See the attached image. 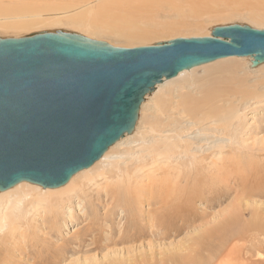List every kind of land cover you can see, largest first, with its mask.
<instances>
[{"label":"bare ground","instance_id":"6f19581e","mask_svg":"<svg viewBox=\"0 0 264 264\" xmlns=\"http://www.w3.org/2000/svg\"><path fill=\"white\" fill-rule=\"evenodd\" d=\"M137 1L141 2V5L144 4L146 14L141 11V15L139 7L134 9L135 15L126 13L117 16L102 13L96 7L102 9L109 0H77V6L54 8L58 11H54L57 14L55 18L49 17L53 15L50 12L52 15L43 22L47 23L49 20L52 25L62 24L61 19L64 17L61 15L82 8L74 16H65L70 28L75 27L80 29L78 31H84L98 39L99 36H110L120 42H136L148 41L156 32L188 29L186 21L189 17L198 19L208 14L207 21L217 23L236 18L235 15H226V10L224 17V13L220 14L223 11L219 9V5H225L227 0L225 3H219V0H185L184 3L189 6L185 5L183 8L188 10H182V3H179L181 0H116V4H134ZM138 4L135 6H139ZM217 8L222 17H210L209 14L218 13ZM222 8L225 9V6ZM11 9L10 4H0V18H17L16 13L19 11L11 12ZM167 11L175 15L162 16L165 19L160 22V15ZM29 15L31 14L27 15L26 20L30 19ZM38 17L37 19H43ZM240 17L254 24L264 25V8ZM35 19L33 17L32 20ZM10 20L8 19V23L7 20L5 23L1 20L0 30H27L34 26L33 22L40 21ZM40 24L43 25L39 22ZM197 29L201 30L198 27ZM253 61L254 57L251 56H230L184 70L177 77L158 84L155 93L147 96L141 107L143 110L149 108L148 112L151 114L140 117V123L138 121L133 134L121 139L92 166L100 165V173H94L95 168L91 167L74 175L60 188L45 189L39 185L22 182L0 192V264H11L10 255L13 254L17 240L30 230L36 229L38 218L44 217L42 213L56 214L53 211L70 202L75 195L88 193L92 183L100 178L102 181L96 182V187L97 183L106 185L108 181L116 179V182L107 184V194L122 205L128 204L131 216L138 218L130 220L134 233L128 237L130 240L133 238V241L142 239L144 235L138 226L143 221L142 214L145 215L142 211L145 203L142 200V192L132 185L133 173L130 168L134 163L138 166L148 158H161L163 155L175 161L176 167L169 166L165 169L168 171L156 176L157 184L150 189L152 194L148 205L156 208L151 214L147 213L150 218V226L145 223L148 235L161 236V239L165 240L168 236L179 233L186 222L190 224L192 221L193 224L196 221L195 205L198 199L207 198V204L214 205L226 200L229 193H237V200L220 214L217 221H212L210 229H204L202 235L196 237L197 240L194 238L195 243L192 246L197 248L194 254L188 252L185 256L187 253L183 252L185 248L182 245L179 246V251L163 260L162 264H264V204H259V200H256L264 198L262 164L253 163L249 169L240 157L222 152L213 160L214 156L207 155L208 152L213 154L212 147L220 143L236 144V131L239 128L238 121L243 116V109L264 102V63L253 67ZM131 140L136 144L135 147L130 146ZM257 143L264 147V139ZM122 145H126V148L120 149ZM220 148L223 150L224 146ZM152 164L159 163L153 160ZM105 165L110 166L108 173L104 171ZM123 187L125 191H122ZM247 215H250V219L246 218ZM209 219L213 220L210 217ZM200 220L202 223V218ZM198 246L201 247L199 251ZM143 262L144 260L137 264ZM144 263L146 264V261Z\"/></svg>","mask_w":264,"mask_h":264},{"label":"water","instance_id":"95a60500","mask_svg":"<svg viewBox=\"0 0 264 264\" xmlns=\"http://www.w3.org/2000/svg\"><path fill=\"white\" fill-rule=\"evenodd\" d=\"M237 56L264 63V30L127 49L65 31L0 37V192L65 186L133 134L146 97L184 70Z\"/></svg>","mask_w":264,"mask_h":264},{"label":"rangeland","instance_id":"374dc122","mask_svg":"<svg viewBox=\"0 0 264 264\" xmlns=\"http://www.w3.org/2000/svg\"><path fill=\"white\" fill-rule=\"evenodd\" d=\"M103 1L106 0H101V2ZM184 2L185 0L183 1L181 0L179 2L182 3L181 8L182 10L183 9L188 10V8L186 7L183 8V6L185 5L189 6ZM221 2L225 3V0L224 1L219 0V3ZM4 3L5 5L10 4L12 6L11 12L19 11L18 13H16L18 14L17 18H8L12 20V21L10 20V22H15L14 21L15 19L16 21H20V19H22L21 21H29V20L31 21L33 17L34 19L36 17V19L32 20V22L38 21L40 19H37V17L41 15L42 17H38V18L41 19L43 18L44 20L42 19L39 21L40 23H43V25L41 24L39 25V22H33L35 23L33 24L34 26L32 28H28L27 30H22V31L10 30L7 32L5 31L3 32V30H0L1 38H22L34 33L44 32V31H49V32L65 31L71 33H78L90 39H95L98 41H106L109 42V44L113 45L114 47L134 49L138 47L153 46L158 43H165L179 38L188 39V38L210 37L212 35L211 30H213L215 27L218 26H231L238 24V25H248L257 30H264V27H262L264 26L263 24L257 25L240 17V16H246L250 14V12L255 11L256 9L263 10L264 0H227L225 5L224 4L219 5V9H221V11L223 12L220 13L219 12L220 10H218L217 8L218 13L217 12L212 13L213 15L209 14V16L211 17V16H219L220 14L224 13L222 15L224 17L226 10V15H235L234 17L236 18L229 19L228 21L224 20V22L222 20L224 24L221 22L219 23L210 22V21L208 22L207 21L208 18H206L208 14H206L205 17L204 16L201 18L199 17L198 19L189 17L188 20L186 21V24L189 26L188 29H182L178 31L175 30L177 32L174 31L161 32V33L156 32L154 36L148 41L141 40L136 42H120L116 39L110 38V36H102V37L99 36L100 39H98V37H96L97 38L96 39L95 37L88 35V33L84 31H78L80 29L77 28L75 29V27L70 28V26L67 25L68 18H66L65 16H69V15L71 16V14H73L74 16V14H76L77 11L82 10V8L61 15L64 17L63 19H61L62 24L59 23V25L58 24L52 25V23L49 22V20L47 23L43 22V21H47L45 18H49V17L55 18L57 14L54 13L55 11L54 8L62 9L63 7L66 8V7L77 6L79 5L77 0H0V4L4 6ZM137 3H139L138 4L139 6L137 5L135 6V4ZM140 3L141 2L137 1L134 4H130V2L128 4L125 2L116 4V0H109L107 4L103 5L104 7L102 9L98 7H96V9H100L102 13H109L118 16L126 13H134L135 15L134 9L137 7L135 9L137 10L139 7L138 11H140L139 13L143 15V13L145 12L143 6L144 4L141 5ZM226 4H227V8H226ZM223 6H225V9L222 8ZM49 7L52 8L50 9ZM103 9H105L106 11H104ZM227 9L229 10L227 11ZM138 11H136L137 12L136 14H138ZM141 11L143 13H141ZM50 12L53 13V15L49 14ZM168 12L170 11H167L165 12V14L162 13L160 15V22L161 19L163 20L165 19L162 16L172 17L175 15L173 14V12L172 13L171 12L168 13ZM28 14H31L29 15L30 19L26 20ZM20 16L23 18H21ZM106 16H108V14H106ZM0 19L3 20V22L6 20H7L6 23L9 22L7 17ZM48 23L50 24L48 25ZM208 23L210 25H208ZM196 26L201 30H198ZM155 91L153 92V94L155 93ZM148 109L149 108H146L145 110L141 109L140 117L143 118V116L145 117L146 115L148 116V114L150 115L151 113L148 112ZM243 110H244L243 116L238 121L239 128H237L236 131L235 140L237 143L225 144V145L220 143L219 145L212 147L213 154L211 152H208L207 155L209 157L214 156L213 160H215V158L219 157L220 155L219 153L224 152L225 154H229L230 156L242 158L244 160V165L249 166V169L251 168V165L253 163H257L259 165L262 164L261 165L262 169H264V147H262L257 143L261 139H264V102L260 105L252 104ZM129 142L132 143L130 146L132 147L136 146V144L133 143L132 140ZM220 146H224V149L222 150ZM123 148H126V145L125 147L124 145H122L120 149ZM255 159L257 160L256 162ZM153 160L154 162H158L159 164L153 165L152 164ZM135 165H136L135 163L132 164L131 166L133 167L130 168V170L133 173L132 185L133 187L138 188L140 192H142L141 193L142 200L145 203L142 206L143 209L142 211L143 213H145V215L143 216L142 214L143 221H141L142 218H140V221L142 223L140 226H138V228H141L140 230H142L141 232L144 235L142 236V239L140 238L138 239V241H133V238H131L130 240L128 237V236L131 237L134 233V229L130 225V220L138 219L137 217L131 216L129 210L130 208L128 204L122 205L117 199L116 200L112 199L111 196H108L107 194V184L110 185L112 182L113 183L116 182V179L112 181H108L107 183L105 182L106 185H102V183H97L96 184L97 187H96L95 183L102 181L101 180L102 178H100L97 179V181L94 182V184L92 183L90 188L91 191L89 190L88 193H84L83 195H75L70 202L65 203L63 206L53 211V213L56 214L42 213V216L44 217L38 218L39 221L37 223L36 229L30 230L27 234L24 235V237H20L17 240L16 242L17 244L16 247L14 248L13 254L10 255L11 260L9 261V263L11 264H137L140 261L144 260V262L146 261V264H162L163 260L170 257L171 254L179 251L182 245H183L182 247L185 248L183 252L187 253L185 254V256L188 255V252L191 255L194 254L195 251L197 250L196 246H192L195 243L194 242L195 239L197 240V238L202 235L204 229H210V227H212L213 225V222H215V220L217 221V218H219V216H221L226 211V209H229L237 200V193H229L226 200H224L222 203L218 202L217 204L214 205H210V204L208 205L206 202L207 198L205 197H204L205 199L203 200L198 199L195 205L198 210V211L196 210V221H195L196 223L194 222L192 224L191 221L192 219H191L190 220L191 223L189 224L188 222H186L185 226L180 229L179 233L175 234L174 236L170 235L168 236L169 238L165 240L161 239L162 238L161 236L153 237L146 233L148 227L145 225V223L146 224L149 223L148 225L150 226V221H148L150 220V218H148L147 213L151 214V212L156 208V206L148 205L151 201V194H152L150 189L157 184L155 177L158 175H162L164 172L168 171L165 169L169 166L176 167V162L168 159L165 155H163L161 158H155V159H153V157L148 158V160H145V162L140 163L138 166ZM95 166L92 167V169L95 168L93 172L100 173L102 170L101 167H99L100 165H98L97 167ZM104 171L108 173L110 171V166L105 165ZM92 186H94L93 189ZM122 191H125L124 187ZM256 200L257 201L259 200L258 201L259 204L262 205L264 204V198L263 199L257 198ZM253 207L254 206H252L251 209H253ZM209 217L213 218V220L212 219L210 220ZM201 218H202V223L200 220ZM246 218L250 219V215H247ZM196 225L198 226V228ZM136 228L137 227H135V229ZM176 246L177 248H175ZM186 247H189V249L191 250H189L188 248L186 249ZM200 249L201 247L198 248V251Z\"/></svg>","mask_w":264,"mask_h":264}]
</instances>
